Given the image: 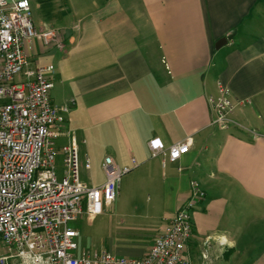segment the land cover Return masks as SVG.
<instances>
[{
	"label": "crops",
	"instance_id": "1",
	"mask_svg": "<svg viewBox=\"0 0 264 264\" xmlns=\"http://www.w3.org/2000/svg\"><path fill=\"white\" fill-rule=\"evenodd\" d=\"M51 4L56 15L34 24L59 30L62 46L34 39L32 65L54 66L52 102L70 107L56 145L75 133L89 186L105 182L106 156L138 164L102 213L71 222L76 253L144 256L197 181L206 196L192 213V264H264V0ZM219 81L243 101L226 129L210 105ZM155 137L166 147L189 139L190 150L176 162L152 157Z\"/></svg>",
	"mask_w": 264,
	"mask_h": 264
},
{
	"label": "built area",
	"instance_id": "2",
	"mask_svg": "<svg viewBox=\"0 0 264 264\" xmlns=\"http://www.w3.org/2000/svg\"><path fill=\"white\" fill-rule=\"evenodd\" d=\"M62 46L54 28L39 31L30 0H0V264H192L185 251L193 235L192 213L206 196L192 181L191 196L178 208L167 229L142 257H120L108 251L76 253L78 231L71 222L95 218L118 197L122 178L133 166H120L112 156L102 163L105 182L89 186L80 177V150L75 133L58 147L69 106L51 99L54 66L32 65L33 41ZM210 96L213 124H236L231 115L238 104L229 88L218 82ZM191 140L166 147L160 138L148 146L152 157L178 161ZM63 157V174L57 157ZM88 162V160H87Z\"/></svg>",
	"mask_w": 264,
	"mask_h": 264
},
{
	"label": "rangeland",
	"instance_id": "3",
	"mask_svg": "<svg viewBox=\"0 0 264 264\" xmlns=\"http://www.w3.org/2000/svg\"><path fill=\"white\" fill-rule=\"evenodd\" d=\"M30 1H31V9H32V19L34 22L39 21L42 14L45 16L46 15L48 16V15H56V13L58 12V10H57L58 7L52 8V4H51L52 0H30ZM38 2L42 3V7L40 6L39 9H35V7H34L35 3H38ZM49 4H51V7ZM47 5H49V7H47ZM53 17H51L49 19L52 20ZM51 23H53V22H51ZM51 25L55 27L56 23H53ZM54 29H56V28H54ZM73 226H74V223H73ZM6 251H7L6 247L0 244V253H5Z\"/></svg>",
	"mask_w": 264,
	"mask_h": 264
},
{
	"label": "water",
	"instance_id": "4",
	"mask_svg": "<svg viewBox=\"0 0 264 264\" xmlns=\"http://www.w3.org/2000/svg\"><path fill=\"white\" fill-rule=\"evenodd\" d=\"M228 39H231V36H227V37H224L221 40H219V42L217 44L218 45L217 47H220L221 45H223L224 43H226L228 41Z\"/></svg>",
	"mask_w": 264,
	"mask_h": 264
}]
</instances>
